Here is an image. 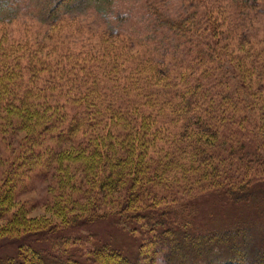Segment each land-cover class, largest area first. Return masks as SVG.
Wrapping results in <instances>:
<instances>
[{
	"label": "trees",
	"instance_id": "16d2710c",
	"mask_svg": "<svg viewBox=\"0 0 264 264\" xmlns=\"http://www.w3.org/2000/svg\"><path fill=\"white\" fill-rule=\"evenodd\" d=\"M20 1L0 0V23L16 19L10 10ZM83 1L101 10L114 2ZM72 2L39 0L46 20L52 23L51 29L66 19L75 18L68 16ZM210 10L212 18L204 23L197 21L195 25L193 19L181 17V14L178 19L169 16L161 19L166 28L190 43L193 37L195 47H202L207 58L194 59L199 68L191 74L196 72L200 76L192 81L185 80L187 70L175 76L163 59L136 61L133 73L135 71L137 77L143 73L149 79L156 73L162 77L159 91L145 92V88L135 85L132 75L122 77L124 84H120L121 66L128 60H135V54L130 52L134 46L123 44L124 47L118 53L114 51L112 56L111 44L103 38L92 44V49L80 54L48 50L42 43L24 46V54L12 60L15 66H5L10 76H23L26 71L36 83L38 80L45 83L25 85L24 97L8 103L5 111L10 107L23 113L32 128L43 132H48L55 122L66 119V125L61 126L56 135L58 142L67 141L68 145L77 146L73 148L89 156L101 153L105 157L103 164L81 166L79 184L84 186L85 183L92 192L101 195L108 193L111 208L100 210L103 197L96 196L87 214L83 210V214L71 216L67 228L96 219H116L130 233L147 234L139 245L138 256L151 248L155 253L161 252L163 264H264V232L262 244L256 245L249 226L244 224L206 230L195 226L193 202L198 196L216 192L228 201L249 204L257 199L255 195L264 191V149L253 100L254 87L241 75L236 62L246 57L238 49L239 44L245 42L254 43L252 61L260 64L264 40L251 42L249 36L237 34V26L232 21L227 22V35L220 32L215 16H227L222 7L211 5ZM117 34L115 31L106 35ZM19 47L12 46L10 51ZM98 48L101 53L95 52ZM10 51L6 48L5 55ZM24 59L28 61L23 62ZM255 71L261 76L262 65L255 67ZM215 73L221 78L216 79L218 88L213 90L201 78ZM259 78L264 92V76ZM27 95L32 96L31 101ZM131 95L136 98L131 99ZM71 105L77 109L67 108ZM236 109L241 110L240 114L236 115ZM166 110L171 112V117L164 113ZM173 118L178 120H170ZM244 122L246 131L239 129ZM118 123L126 127L117 129ZM18 125L21 126L20 122ZM168 125L177 131L171 134ZM87 129L93 133L89 138L85 136ZM34 132L29 133L31 139L18 143L32 155L30 148L38 138L32 139ZM78 133L85 135L76 138ZM112 145L120 147L122 152L116 154ZM159 147L165 149L158 151V159L163 161L161 167L153 161ZM18 156L25 159L22 153ZM169 159L183 161L182 170L180 179L166 181L171 185L163 189L158 173L159 169L163 171L168 167ZM147 160L154 164L145 165ZM73 178L67 179L71 182ZM117 189L119 196L113 201L111 193ZM55 203L60 204V201ZM86 250L74 255L65 250L50 252L22 244L13 253L0 257V264H141L139 257L126 255L109 241L92 244Z\"/></svg>",
	"mask_w": 264,
	"mask_h": 264
},
{
	"label": "rangeland",
	"instance_id": "374dc122",
	"mask_svg": "<svg viewBox=\"0 0 264 264\" xmlns=\"http://www.w3.org/2000/svg\"><path fill=\"white\" fill-rule=\"evenodd\" d=\"M236 1L239 2L236 4L224 0L221 2L215 0H114L107 9L101 10L86 1L73 0L68 16L75 18L66 19L61 25H56L52 29V23L46 20L39 0H21L11 7V14L16 15V19L0 23V257L13 253L22 244L50 252L65 250L69 254L77 255L86 252L92 244L109 241L126 255L139 257L141 264H163L161 252L155 253L151 248L146 249V254L143 256H138L139 245L147 234L130 233L123 229L116 219L100 221L96 219L82 226L67 228L71 216L83 214V210L87 214L90 203L96 196L103 197L102 205L99 206L100 210L111 208L109 202L112 203V200L107 197L108 193L104 192L101 195L96 191L92 192L85 183L84 186L79 184L81 166L103 164L105 157L101 153L99 155L92 153L89 156L73 148L77 146L68 145L67 141L58 142L56 135L61 126L66 125V119L63 122H55L48 132H43V130L32 128V124L23 113H18L10 107L8 112L5 111L4 108L8 103L24 97L25 85L35 82L29 78L26 71H23V76H10L5 66H15L12 60L24 54L23 49L26 50L24 46L42 43L48 50L80 54L92 49L93 45L103 38L111 44L109 50L112 56L114 51L118 50V53L124 47L123 44L134 46L130 52L132 55L135 54V60H128L121 66V71L118 73L120 84H124L122 77L132 75L135 85L145 88V92L159 91L161 87L159 82L162 77L158 73L151 79L144 76L146 73L137 77L136 72L133 73L136 61L163 59L175 76L187 70L185 80L192 81L200 76L196 72L191 74L193 70L199 68L194 59L200 56L207 58L205 52L201 51L202 47H195L196 40L193 37L190 43L185 37L166 28L165 21L161 19L168 16L174 19L190 17L193 19V25L197 21L204 23L212 18L209 14L210 6L215 5L222 7L227 16H215L220 32L227 35L229 31L226 27L227 22L232 21L237 26V34L249 36L251 42L264 40V0ZM228 3L232 6L231 8ZM115 31L119 33L118 36L106 35ZM11 43H14L13 47L17 45L20 47L10 51ZM239 46L240 53L243 52L246 57L236 62L241 75L254 87L253 100L257 109L256 117L261 127V142L264 149V92L260 88L259 81V77L264 76V56L259 57L261 60L259 64L254 59L252 61L254 43L242 42ZM8 47L9 55H5V49ZM95 52L101 53L100 48ZM27 61V59L23 60V62ZM258 65L259 68L262 65L261 76L255 71ZM219 77L218 73H215L201 80L208 83V86L214 90L218 88L216 79ZM37 83L45 84L40 80ZM131 96V99L136 98L134 95ZM26 97L31 101L32 96ZM67 108L77 109L73 105ZM148 110L153 109L148 108ZM240 112L241 110L236 109V115ZM164 113L171 117L170 111L166 110ZM18 122L22 127H18ZM33 123L36 125L35 119ZM127 123L132 124L130 121ZM156 125L159 128V125ZM241 125L243 127L239 129L246 131L245 122ZM124 127H126L124 123H118L116 126L117 129ZM167 127L171 134L177 131L172 129L171 125ZM31 130H35L32 139L38 136L35 146L30 148L33 149V155L29 150L23 149V145L22 147L18 145L19 142L22 144L31 139L29 134ZM85 132L87 133L84 135L88 138L93 135L89 129ZM78 134L76 138H81L83 135ZM158 145L160 146L159 142ZM112 147L116 154L122 152L120 147L115 148L116 146L113 145ZM166 147L168 148V145ZM164 150L159 147L154 152L153 161L155 164L158 163L157 167H161L163 163L158 159V151L160 153ZM21 153L25 155V159L18 156ZM150 161L147 160L145 165L154 164ZM182 162L179 159L174 161L169 159L168 167L163 171L159 169L158 175L161 177L158 181L161 188L171 185L166 181L180 179ZM68 177L74 178L70 182ZM155 191H159V187ZM111 195L114 201L119 196L118 189ZM254 198L257 199L244 204L228 201L216 192L202 194L193 202L196 215L195 226L206 230L225 228L238 223L244 224L249 226L256 245H260L263 242L262 232H264V191L255 195ZM57 201H60V204L55 203ZM58 205H60L59 208ZM49 229L52 230L46 231ZM43 230L46 232L32 234Z\"/></svg>",
	"mask_w": 264,
	"mask_h": 264
}]
</instances>
